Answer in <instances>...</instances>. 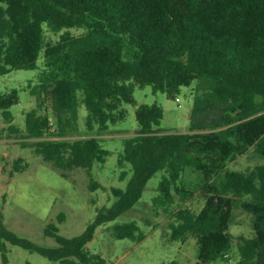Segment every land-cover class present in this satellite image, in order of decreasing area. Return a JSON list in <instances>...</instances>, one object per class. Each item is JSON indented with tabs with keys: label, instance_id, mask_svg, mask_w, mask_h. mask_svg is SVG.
<instances>
[{
	"label": "trees",
	"instance_id": "16d2710c",
	"mask_svg": "<svg viewBox=\"0 0 264 264\" xmlns=\"http://www.w3.org/2000/svg\"><path fill=\"white\" fill-rule=\"evenodd\" d=\"M44 24L59 38L47 40ZM73 28L83 32L74 35ZM41 53L44 68L29 86L38 103L25 113L24 132L10 110L19 102L17 90L0 93V110L12 133L23 132L21 145L64 178L82 168L91 177L90 189L100 188L92 169L109 155L97 136L67 138L78 131L81 103L86 130L99 135L127 117L124 104H135L136 87L150 85L175 98L188 87L190 125L187 132L166 131L160 104L137 105L138 128L124 138L119 158L132 175L125 189H111L114 204L97 208L94 222L78 236H62L49 223L44 232L56 247L18 236L0 214L5 264L6 242L62 264H110L87 243L97 227L140 201L158 171L164 174L153 206L169 211L179 201L169 239L194 238V264H233L234 208L251 215L253 228L252 237H238L235 264H264V0H0V75L37 69ZM249 151L260 162L245 170L228 167ZM22 162L14 160L13 171L27 166ZM189 171L198 175L196 182L186 181ZM127 175L122 170L120 179ZM196 194L204 200L199 211L187 204ZM57 220L63 222L65 214ZM111 229L118 239L145 237L135 220Z\"/></svg>",
	"mask_w": 264,
	"mask_h": 264
},
{
	"label": "rangeland",
	"instance_id": "374dc122",
	"mask_svg": "<svg viewBox=\"0 0 264 264\" xmlns=\"http://www.w3.org/2000/svg\"><path fill=\"white\" fill-rule=\"evenodd\" d=\"M47 40H56L60 33L53 34L44 24ZM72 34L78 35L82 29L73 28ZM37 69H17L8 74L0 75V93L17 90L19 102L10 110L14 115L13 124L24 132L25 113L37 107V95L30 94V85L37 81L38 73L44 68V55L40 54ZM135 104H124L127 117L110 125L103 134L87 131L85 127L87 110L83 103L79 105V127L70 139L97 136L101 138L102 147L109 151L104 163H95L92 177L101 184L100 188L90 189L91 177L80 168L73 172L70 179L62 177L49 164L42 161L31 148L23 147L22 133H12L0 110V214L6 227L18 236L29 239L43 247H56L54 238L45 235L46 226L53 222L59 228V234L68 238L82 234L94 222L97 208H109L115 202L111 193L112 188L125 189L132 175L131 166H119L120 155L124 151L125 137L135 135L138 124L135 109L140 104L157 103L163 107L164 117L162 127L166 131L187 132L190 125L192 109V90L183 87L178 95L169 97L165 93H155L150 85L136 87L133 93ZM49 104H47L48 106ZM49 113H51L50 108ZM22 158L24 168L13 171L14 160ZM260 162L249 151L229 162L228 167L245 170L247 167ZM122 170H127L125 179H120ZM13 172V173H12ZM163 171L155 173L147 182L143 195L138 203L130 210L121 214L114 221L103 224L95 230L93 239L86 248L100 254L110 264H194L197 261L198 245L190 237L187 241L169 239V224L171 213L179 208L177 200L169 211L162 208L155 209L152 198L157 195V188L163 176ZM198 175L189 171L186 181L196 182ZM204 200L196 194L187 202L199 211ZM60 213L65 214V220L58 222ZM137 221L145 237L141 241L129 238L118 239L113 235L111 227L116 223ZM149 221V222H147ZM230 232L234 235V249L230 262L235 264L236 242L238 237L253 236L252 217L238 208L233 210ZM8 264H62L51 261L37 251H31L22 246L6 242ZM0 264H5L0 251ZM213 264H227L224 260H217Z\"/></svg>",
	"mask_w": 264,
	"mask_h": 264
},
{
	"label": "built area",
	"instance_id": "2783aa9c",
	"mask_svg": "<svg viewBox=\"0 0 264 264\" xmlns=\"http://www.w3.org/2000/svg\"><path fill=\"white\" fill-rule=\"evenodd\" d=\"M176 101H179V98L178 97L176 98Z\"/></svg>",
	"mask_w": 264,
	"mask_h": 264
}]
</instances>
